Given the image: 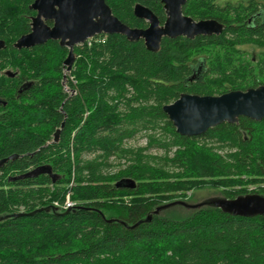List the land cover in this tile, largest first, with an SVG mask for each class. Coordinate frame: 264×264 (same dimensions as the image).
I'll use <instances>...</instances> for the list:
<instances>
[{
	"label": "trees",
	"instance_id": "trees-1",
	"mask_svg": "<svg viewBox=\"0 0 264 264\" xmlns=\"http://www.w3.org/2000/svg\"><path fill=\"white\" fill-rule=\"evenodd\" d=\"M136 1L105 0L123 23L145 28L133 14ZM140 1L163 23L158 0ZM32 2L0 0V159L17 154L0 167V264H264V215L178 204L152 213L205 186L227 198L264 195V118L240 116L188 137L162 110L182 93L264 84V22H248L259 0L224 7L188 0L184 14L215 18L222 32L163 37L155 52L142 39L98 34L74 46L67 75L68 48L58 41L13 47L30 31ZM246 44L260 48L255 58L241 50ZM200 59L203 78L190 81ZM142 133L145 146L125 145ZM155 147L164 154L147 153ZM111 158L125 164L112 172ZM42 164L59 175L54 183L47 174L11 179ZM123 178L135 186L118 187ZM67 195L73 205L61 214L54 202ZM48 205L56 210L26 214Z\"/></svg>",
	"mask_w": 264,
	"mask_h": 264
},
{
	"label": "water",
	"instance_id": "water-1",
	"mask_svg": "<svg viewBox=\"0 0 264 264\" xmlns=\"http://www.w3.org/2000/svg\"><path fill=\"white\" fill-rule=\"evenodd\" d=\"M166 9L167 18L163 24L159 23L154 13L136 3L133 12L148 21L146 28L129 27L121 22L111 11L105 0H34L30 9L36 11L31 16L30 31L22 34L13 43L17 49L28 48L45 43L47 40H58L60 46L68 48L63 64L69 70L74 62V46L85 42L98 34H121L130 41L143 40L147 50L155 52L159 49L163 37L175 38L186 36L193 38L196 35H219L223 24L215 19L195 21L182 13L181 5L185 0H161ZM52 21V25L46 23ZM5 42L0 39V49ZM176 132L182 136H197L205 133L210 127L223 122L235 123L238 117L245 116L255 121L264 118V84L246 90H231L220 95H198L182 93L169 104L162 106ZM63 123L61 124V127ZM60 128L53 134V141L57 142ZM17 157V154L0 159V167L8 160ZM47 174L54 183L59 175L52 171L49 164L38 165L22 174L11 177L12 180L34 177ZM118 187L133 188L135 180L123 178L116 182ZM182 205L187 208H198L211 205L223 212L239 216L264 215V195L247 193L234 198L217 196L198 203L185 200H174L157 206L152 213L158 214L161 210ZM40 210L55 211L56 207L48 205L26 214H33ZM70 211L67 208L61 214ZM5 216H0V220ZM151 214L147 216L150 219Z\"/></svg>",
	"mask_w": 264,
	"mask_h": 264
},
{
	"label": "rangeland",
	"instance_id": "rangeland-1",
	"mask_svg": "<svg viewBox=\"0 0 264 264\" xmlns=\"http://www.w3.org/2000/svg\"><path fill=\"white\" fill-rule=\"evenodd\" d=\"M230 1L234 2V4L239 2V0H230ZM241 1L246 2V0H241ZM223 2L220 1L221 4ZM241 50L245 51L248 56H252L253 58H255L260 52V48L257 46H254L252 44L242 45ZM68 71L69 70L65 71V75L68 74ZM64 84H65V82H64ZM146 142H147V139H146L144 133H142V134H136L134 137L126 140L125 145L131 146V147H141V146H145ZM175 149H176V147H173L170 150L169 156L173 155ZM147 153H150L152 155H157V156H162L164 154L162 149L156 148V147L147 150ZM87 157L89 158V157H91V155H87ZM110 162L113 165L111 168L112 172H115L119 168L117 163H121V165L125 164V162L123 160H120V162H119L118 159H114V158H111ZM121 167H124V166H121ZM253 188H254L253 185L248 187V189H253ZM187 196H188L187 201H189L190 203H198V202L204 201L206 199H211V198H214L217 196H221V194H220V191L218 189H215V188H212L209 186H205L202 188L195 189L193 192L188 191ZM180 213H184V212L181 211Z\"/></svg>",
	"mask_w": 264,
	"mask_h": 264
},
{
	"label": "flooded vegetation",
	"instance_id": "flooded-vegetation-1",
	"mask_svg": "<svg viewBox=\"0 0 264 264\" xmlns=\"http://www.w3.org/2000/svg\"><path fill=\"white\" fill-rule=\"evenodd\" d=\"M34 1V0H33ZM160 3H161V8L163 9V11H164V15H165V19H164V21L166 20V18H167V14H166V9H165V7H164V3L161 1V0H158ZM187 1L188 0H185V2L181 5V9H182V13H183V6L187 3ZM220 1L221 2H223L224 0H215V3L217 4V5H219V6H221V7H224L226 4H228V3H233L234 4V2H232V1H230V0H225L222 4L220 3ZM239 1H241V0H239ZM246 1H248V0H246ZM141 3L142 5H144V6H146L147 8H149L153 13H154V15L158 18V16H157V14L149 7V6H147L146 4H144L142 1H140V0H138V1H136L135 2V4L136 3ZM134 4V5H135ZM31 5V4H30ZM134 5H133V9H134ZM257 11H256V13H255V15H252L253 16V18L251 19V17L249 18V20H248V22H251L252 20H255V19H257V18H260L261 19V21H263L264 22V0H259V3L257 4ZM133 9H132V11H133ZM33 10V9H32ZM34 11V10H33ZM35 12V14H36V11H34ZM34 14V15H35ZM133 14H134V12H133ZM184 14V13H183ZM135 15V14H134ZM184 15H186V16H189V15H187V14H184ZM33 16V15H32ZM136 16V15H135ZM137 17V16H136ZM189 17H191V16H189ZM139 18V17H138ZM192 18V17H191ZM140 19H143V18H140ZM193 20H195V21H199V20H205V19H215V18H201V19H194V18H192ZM143 20H145L146 21V23H147V26H148V21L146 20V19H143ZM158 20H159V18H158ZM215 20H217V19H215ZM121 21V20H120ZM164 21H163V23H164ZM218 21V20H217ZM48 22H50V23H48ZM122 22V21H121ZM219 22V21H218ZM46 23L47 24H49V25H52V21L51 20H47L46 21ZM159 23L160 24H163V23H161L160 22V20H159ZM221 23V22H220ZM146 26V27H147ZM145 27V28H146ZM212 35H214V34H212ZM197 36V35H196ZM204 36H211V35H204ZM184 37H186V36H184ZM195 37V36H194ZM193 37V38H194ZM192 39V38H191ZM49 40H52V39H49ZM56 41H58V40H56ZM253 59V58H252ZM205 70L206 69H203V61L200 59V61H198L197 63H195L194 64V68L192 69V71H191V74H190V77H189V80L190 81H197V80H199V79H201V78H203V74H204V72H205ZM6 75H11V71L9 70V69H6V70H4L3 71Z\"/></svg>",
	"mask_w": 264,
	"mask_h": 264
},
{
	"label": "built area",
	"instance_id": "built-area-1",
	"mask_svg": "<svg viewBox=\"0 0 264 264\" xmlns=\"http://www.w3.org/2000/svg\"><path fill=\"white\" fill-rule=\"evenodd\" d=\"M95 36L88 38L87 39L88 43H89V41L94 39ZM54 205L58 206L60 209L64 210V209L70 208L73 205V202L69 199V195H67L66 199H65V201L63 203H59L58 201H55Z\"/></svg>",
	"mask_w": 264,
	"mask_h": 264
}]
</instances>
